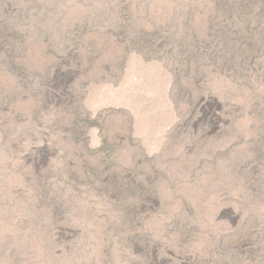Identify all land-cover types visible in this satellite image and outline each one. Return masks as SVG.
<instances>
[{
  "label": "rangeland",
  "instance_id": "374dc122",
  "mask_svg": "<svg viewBox=\"0 0 264 264\" xmlns=\"http://www.w3.org/2000/svg\"><path fill=\"white\" fill-rule=\"evenodd\" d=\"M263 6L0 0V264H264Z\"/></svg>",
  "mask_w": 264,
  "mask_h": 264
},
{
  "label": "bare ground",
  "instance_id": "6f19581e",
  "mask_svg": "<svg viewBox=\"0 0 264 264\" xmlns=\"http://www.w3.org/2000/svg\"><path fill=\"white\" fill-rule=\"evenodd\" d=\"M260 4V3H259ZM261 5V4H260ZM264 7V6H263ZM263 9V8H262ZM264 10V9H263Z\"/></svg>",
  "mask_w": 264,
  "mask_h": 264
}]
</instances>
